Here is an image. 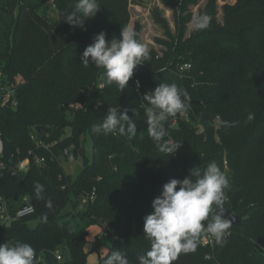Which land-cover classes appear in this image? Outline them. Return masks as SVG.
I'll return each mask as SVG.
<instances>
[{"label": "trees", "instance_id": "trees-1", "mask_svg": "<svg viewBox=\"0 0 264 264\" xmlns=\"http://www.w3.org/2000/svg\"><path fill=\"white\" fill-rule=\"evenodd\" d=\"M241 1L226 25L218 28L210 21L207 29L185 38L192 14L184 11L182 0H167L174 10L178 5L177 35L166 34L169 42L164 43L163 55L149 53L121 92L106 83L103 69L85 67L80 56L99 32L111 40L128 28L127 0H98L99 11L83 28L64 22L76 0H55L54 29L44 13L33 9L41 7L40 0H0V89L9 88L17 101L16 108L0 109V198L11 213L24 204L34 208L29 217L0 223V243L30 244L37 252L36 264H91L88 257L93 252L99 255L97 264H104L112 250L125 252L130 264H137L150 243L139 234L128 237L134 212L143 207L151 213L162 185L184 179L193 166L203 169L215 161L230 181L223 206L241 221L213 248L201 247L203 258L209 255V264H264V208L258 210L264 204V0ZM134 31L141 43L140 28ZM236 34L248 40L241 43ZM184 63L191 64L189 71H180ZM159 83H175L191 98L183 118L177 115L165 122V139L181 142L170 157L160 153L147 134L148 105L142 96ZM71 104L81 107L70 108ZM112 107L129 110L137 127L134 137L92 132ZM249 113L255 114L253 121L247 120ZM222 121L231 126L224 127ZM63 125L71 129L67 135L61 131ZM37 127L41 129L35 131ZM87 141L89 164L80 165L72 178L59 155L73 145L81 162L77 154ZM41 157L44 163L36 164ZM25 159L27 172L15 173L13 167ZM37 182L44 188L42 198L35 194ZM92 193L94 200L81 209L80 198ZM48 200L51 209L46 207ZM44 215L46 221L41 219ZM91 227L103 234L95 236L88 249ZM238 256L253 257L240 263ZM174 264L197 263L191 252L181 254Z\"/></svg>", "mask_w": 264, "mask_h": 264}, {"label": "clouds", "instance_id": "clouds-1", "mask_svg": "<svg viewBox=\"0 0 264 264\" xmlns=\"http://www.w3.org/2000/svg\"><path fill=\"white\" fill-rule=\"evenodd\" d=\"M99 9L98 0H76L74 9L64 15V22L73 28H83L85 21L94 18ZM209 24L207 15L195 16L191 21L193 31L205 30ZM136 37V32L127 27L120 31L118 39L107 40L106 33L101 31L85 48L80 62L85 67L93 65L103 69L106 83L115 84L122 92L132 78L134 69L149 56L147 47ZM142 97L148 105V136L160 153L174 156L181 142L165 139L168 136L165 122L170 117L186 114L191 98L186 90L175 83H159L153 91ZM128 111L127 108H109L102 122L92 126V132L134 137L136 122L128 115ZM254 119L255 114L249 113L247 120ZM221 123L224 127L231 126L227 121ZM229 187V178L215 161L209 162L203 169L193 166L184 179L173 178L162 185L159 196L151 203V213L143 218V234L150 248L137 257V264H174L181 254L196 251L201 234H207L217 243L222 242L232 226L231 221L224 217L223 210ZM34 188L37 198H42L43 185L37 182ZM46 207H53L51 200L47 201ZM211 213L215 214L210 218ZM41 219L46 221L47 216ZM36 256V249L30 244L19 241L0 243V264H36ZM104 264H130V261L125 252L112 250Z\"/></svg>", "mask_w": 264, "mask_h": 264}, {"label": "rangeland", "instance_id": "rangeland-1", "mask_svg": "<svg viewBox=\"0 0 264 264\" xmlns=\"http://www.w3.org/2000/svg\"><path fill=\"white\" fill-rule=\"evenodd\" d=\"M167 0H127V6L129 10V25L128 28L135 30L137 27L140 28V38L141 43L144 44L149 53L155 52L156 54H161L165 52L166 48L164 43L169 42L168 36L166 35L168 32L171 36H176L175 29H176V13L178 14V5L174 10L171 6H168L165 2ZM183 5L185 6L184 11H189L192 14V19L195 16H199L202 14H207L210 18V21L213 22L215 25L219 27L226 25V22L230 19V17L237 11L238 7L242 5L241 0H182ZM175 2V0H172ZM42 3L41 7L38 6L33 8L35 11H39L44 13L49 20L51 25L50 29L55 28V24L57 23L58 19V11L55 6V0H40ZM176 11V12H175ZM239 22V20H237ZM243 27H247V24L243 25ZM193 31L191 22L187 25L185 29V38L188 37L191 32ZM232 31L234 33L238 32V29L233 28ZM237 35V34H236ZM236 40L247 41L246 37L236 36ZM25 70V69H24ZM27 71V70H25ZM29 79V78H28ZM70 127L68 125L61 126V131L63 134L67 135L70 132ZM62 136V135H61ZM27 142V140H26ZM28 145L29 142H28ZM31 146V145H30ZM83 146L86 151V156L90 157L91 152V145L90 142L87 141L83 143ZM59 160L61 165L66 174L70 175L72 178H75L78 175L80 169L81 162L76 159L74 162H67L63 156L59 155ZM144 203V202H143ZM264 204H262L258 210L262 211ZM150 214L147 209L140 207L134 212L133 216V224H132V232L129 233L128 237L131 239L136 238L139 234L142 240H145L146 237L143 234V218ZM89 230V245L88 249L90 248V244L94 241L95 236H101L102 230L97 227H91ZM96 234V235H95ZM203 247L201 238L199 239V244L195 252H192V259L194 263L197 264H209L208 262L210 259L203 258L200 248ZM107 251V247L102 249V254ZM94 254L89 255V261L92 262L94 260L97 264L99 255L96 252ZM253 257V256H251ZM250 256L241 257L238 256L236 261L240 263H245V258L249 259ZM43 258V257H42ZM264 261V258H262ZM90 262V263H91Z\"/></svg>", "mask_w": 264, "mask_h": 264}, {"label": "built area", "instance_id": "built-area-1", "mask_svg": "<svg viewBox=\"0 0 264 264\" xmlns=\"http://www.w3.org/2000/svg\"><path fill=\"white\" fill-rule=\"evenodd\" d=\"M191 69V64L190 63H184L180 66V71H189ZM134 86L137 87V80L134 81ZM17 106V101L16 98L14 97L13 91L8 89L1 88L0 89V109L5 108V107H10V108H16ZM81 107L79 104H71L70 108H79ZM184 115H181V118H183ZM36 131V130H35ZM31 139L33 141L36 140V137L34 134L31 135ZM39 147L48 149V147L44 146L42 142H35ZM76 150L75 147L72 145L68 148H66L63 151V157L67 162H74L77 159L76 156ZM3 153V141L0 137V157L2 156ZM78 155V154H77ZM45 159L43 157L41 158H36L35 162L36 164H42L44 163ZM29 167V160L25 159L21 161L16 167H13V171L15 173H25L27 172ZM64 188V187H63ZM94 200V195L93 193L90 195H83L80 198V208L82 209L85 207L88 203L92 202ZM34 213V208L31 205L24 204L22 207L17 209L14 213H11L7 210L6 204L2 199L0 198V223L1 225H10L11 223L29 217ZM229 235V232L224 236L227 237ZM201 241L204 247H209L213 248L215 240L208 236L207 234H202ZM55 257L58 261L62 260V256L59 253V251L55 252ZM206 258L210 259L209 255H206ZM38 261H42V259L39 257L37 258Z\"/></svg>", "mask_w": 264, "mask_h": 264}, {"label": "water", "instance_id": "water-1", "mask_svg": "<svg viewBox=\"0 0 264 264\" xmlns=\"http://www.w3.org/2000/svg\"><path fill=\"white\" fill-rule=\"evenodd\" d=\"M41 129V127H37L36 131H39ZM78 156L81 160V166L82 168H86L89 164V159L86 156V152L84 148H81L78 151ZM223 210H224V217L229 219L231 221V225L236 227L240 224V217L237 216L236 214H234V212L231 209H228L226 207L223 206Z\"/></svg>", "mask_w": 264, "mask_h": 264}, {"label": "crops", "instance_id": "crops-1", "mask_svg": "<svg viewBox=\"0 0 264 264\" xmlns=\"http://www.w3.org/2000/svg\"><path fill=\"white\" fill-rule=\"evenodd\" d=\"M96 259V257H94V259L92 260V262L91 261H89V262H91V264H94L95 263V260Z\"/></svg>", "mask_w": 264, "mask_h": 264}]
</instances>
